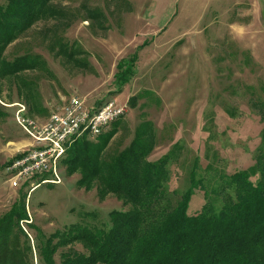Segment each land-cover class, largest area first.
Wrapping results in <instances>:
<instances>
[{"label":"rangeland","instance_id":"obj_1","mask_svg":"<svg viewBox=\"0 0 264 264\" xmlns=\"http://www.w3.org/2000/svg\"><path fill=\"white\" fill-rule=\"evenodd\" d=\"M6 2L0 0V6ZM51 2L64 9L68 24L40 19L2 51L8 61L35 54L46 64V70L21 74L31 83L34 98H27L13 77L0 80V215L25 198L29 220L20 225L31 243L28 222L50 233L86 211L95 212L98 220L129 206L111 194L99 198L95 187L79 185L80 172L68 173L63 160L74 141L58 163L55 182H42L52 178L42 173L12 186L6 167L33 144L15 118L18 104L24 115L41 124L72 95L95 107L118 98L127 112L106 130L115 129L107 154L125 149L140 124L149 122L155 141L147 158L171 156L165 186L178 195L189 186L195 159L197 179L253 166L264 130V0ZM95 8L102 17H88V9ZM56 39L79 50L82 65L57 54ZM130 57L135 58L129 79L117 83V66ZM203 201V190L196 188L188 212L200 209ZM74 247L83 250L80 244Z\"/></svg>","mask_w":264,"mask_h":264},{"label":"trees","instance_id":"obj_2","mask_svg":"<svg viewBox=\"0 0 264 264\" xmlns=\"http://www.w3.org/2000/svg\"><path fill=\"white\" fill-rule=\"evenodd\" d=\"M87 14L102 17L96 8ZM65 17L64 9L51 0H7L0 6V80L13 77L27 98H34L31 83L21 74L46 70L45 61L35 54L8 61L2 51L38 20L55 19L66 26ZM53 49L82 65L76 57L80 51L72 44L56 39ZM134 58L117 66V83L124 85L129 79ZM261 114L264 119V109ZM114 133L112 129L94 140L76 139L63 165L69 174L80 172V186L95 187L99 198L116 196L129 208L110 211L98 220L95 212L86 211L76 222L50 233L28 222L33 244L20 225L29 220L21 198L0 215V264H34L33 249L37 264H264V130L253 166L197 179L195 159L189 186L179 195L165 186L171 156L147 158L155 141L149 122L140 124L125 149L109 155L107 146ZM196 188L203 190L204 203L188 212Z\"/></svg>","mask_w":264,"mask_h":264},{"label":"built area","instance_id":"obj_3","mask_svg":"<svg viewBox=\"0 0 264 264\" xmlns=\"http://www.w3.org/2000/svg\"><path fill=\"white\" fill-rule=\"evenodd\" d=\"M18 106L20 108L15 118L32 137L34 145L8 163L6 175L12 186L42 173L52 176L51 180L43 178L42 182H55L58 163L71 142L84 134L98 136L127 112L126 103L119 102L115 97L104 101L99 107H92L86 106L79 96L72 95L45 121L36 124L28 115H24L25 108L21 104Z\"/></svg>","mask_w":264,"mask_h":264},{"label":"crops","instance_id":"obj_4","mask_svg":"<svg viewBox=\"0 0 264 264\" xmlns=\"http://www.w3.org/2000/svg\"><path fill=\"white\" fill-rule=\"evenodd\" d=\"M117 100H119L118 98H116ZM93 107V106H92ZM95 107V106H94Z\"/></svg>","mask_w":264,"mask_h":264},{"label":"bare ground","instance_id":"obj_5","mask_svg":"<svg viewBox=\"0 0 264 264\" xmlns=\"http://www.w3.org/2000/svg\"><path fill=\"white\" fill-rule=\"evenodd\" d=\"M115 127V126H114ZM110 128V127H109Z\"/></svg>","mask_w":264,"mask_h":264}]
</instances>
